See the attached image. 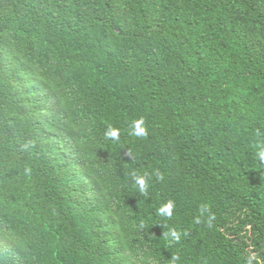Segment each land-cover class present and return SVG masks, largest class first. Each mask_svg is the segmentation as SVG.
<instances>
[{
	"label": "trees",
	"instance_id": "16d2710c",
	"mask_svg": "<svg viewBox=\"0 0 264 264\" xmlns=\"http://www.w3.org/2000/svg\"><path fill=\"white\" fill-rule=\"evenodd\" d=\"M261 150L264 0H0V264H264Z\"/></svg>",
	"mask_w": 264,
	"mask_h": 264
},
{
	"label": "clouds",
	"instance_id": "9594fccd",
	"mask_svg": "<svg viewBox=\"0 0 264 264\" xmlns=\"http://www.w3.org/2000/svg\"><path fill=\"white\" fill-rule=\"evenodd\" d=\"M129 134L137 136V137H143V136L147 135V129L145 127V122L142 118L139 120L133 121L132 126H131V131ZM105 135L107 138H110L112 140H118L119 135H120V130L116 129V128L109 127V129L105 133ZM259 155H260V158L262 160H264V150H261L259 152ZM156 176H157V179H159V180L163 179L162 174H160L159 172L156 173ZM133 178L135 180L136 185H138V187H139V191L141 193H146L148 186H149L148 182H147V174H145L144 176H136L135 174H133ZM173 207H174V203H173V201L170 200L159 209V214L165 215L168 218H171L172 212H173ZM199 212H200L201 216L204 215V213L209 212V206L207 204H202L199 208ZM213 219H215V217L209 215L208 221H207L209 227H211V221ZM195 222L200 223L201 221L199 218H197ZM182 235H183L182 232H180L174 228H169V230L164 233V239L166 240V242L168 244H175V243H178L180 241ZM254 258H255L254 254H253V256H250L248 259V264H252V260ZM178 260H179V257L174 255L171 257L170 264H177Z\"/></svg>",
	"mask_w": 264,
	"mask_h": 264
}]
</instances>
